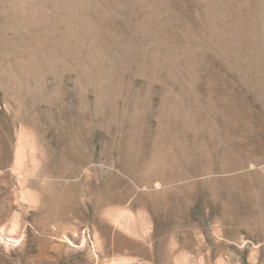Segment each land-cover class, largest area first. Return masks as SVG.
I'll return each mask as SVG.
<instances>
[{
    "label": "rangeland",
    "instance_id": "obj_1",
    "mask_svg": "<svg viewBox=\"0 0 264 264\" xmlns=\"http://www.w3.org/2000/svg\"><path fill=\"white\" fill-rule=\"evenodd\" d=\"M97 1L0 38V264H264V0Z\"/></svg>",
    "mask_w": 264,
    "mask_h": 264
},
{
    "label": "bare ground",
    "instance_id": "obj_2",
    "mask_svg": "<svg viewBox=\"0 0 264 264\" xmlns=\"http://www.w3.org/2000/svg\"><path fill=\"white\" fill-rule=\"evenodd\" d=\"M123 1V0H122ZM160 1V0H159ZM244 1V0H243ZM262 2V1H261ZM264 2V1H263ZM118 2H116V5H117ZM138 3H140L141 5L143 6H147L151 3H153V0H140ZM154 3H156L154 1ZM158 3V2H157ZM111 4V3H110ZM123 4V3H122ZM136 4V3H135ZM134 4V5H135ZM262 4V3H261ZM104 5V4H103ZM118 5H120L118 3ZM140 5V6H141ZM153 4L149 5L152 6ZM162 5V4H161ZM105 6V5H104ZM109 6V5H108ZM111 6V5H110ZM109 6V7H110ZM113 6V4H112ZM121 6V5H120ZM139 6V4H138ZM142 6V7H143ZM264 6V5H262ZM108 7V8H109ZM117 7V6H115ZM122 7V6H121ZM133 7V6H131ZM136 7V6H135ZM106 8L105 11L108 9ZM130 8V7H129ZM128 8V9H129ZM153 8V7H151ZM161 8V7H159ZM118 8H116L115 10H117ZM144 9V8H143ZM154 9V8H153ZM114 10V9H113ZM114 10V11H115ZM119 10V9H118ZM122 10V9H121ZM150 10V9H149ZM156 10V9H154ZM104 11V8L102 7V5L100 4V2H98L97 0H0V18L1 21H0V38L1 36L4 34L5 30L6 29H9V30H14L15 32L19 33L20 31L25 33L26 35L28 36H32L33 34L36 35V39L35 36L33 37V40L32 42H27L28 45L27 46V49L31 50L32 52V49L35 48V47H40V49L42 47H44V45L42 46L40 40H46L47 38H49V36H58V34H60V38H56L57 40H55L59 45L62 44V43H65L66 41H69L70 39L69 38H77V37H80V36H84L85 34L82 33V31H86L87 29V26L86 23H87V18L90 16V14L93 12L97 14L99 12H102ZM104 11V13H105ZM139 11V10H138ZM152 11V10H151ZM228 11V9H227ZM108 12V11H107ZM103 13V14H104ZM113 13V11H112ZM111 13V14H112ZM116 13V11L114 12ZM127 13V12H126ZM134 13V12H133ZM132 13V14H133ZM153 13V12H152ZM102 14V15H103ZM107 14V13H105ZM117 14V13H116ZM131 14V15H132ZM148 15L150 13H147ZM137 15V14H136ZM142 15V14H141ZM140 15V16H141ZM122 16V15H121ZM150 16V15H149ZM148 16V18H149ZM225 16V15H224ZM232 16V15H231ZM229 16V17H231ZM132 17V16H131ZM96 18V17H94ZM130 18V17H129ZM134 18V17H133ZM146 18L143 17V19ZM147 18V19H148ZM232 18V17H231ZM91 19V18H90ZM142 19V18H141ZM92 20H97V19H92ZM135 20V19H134ZM149 21V20H148ZM92 22V21H91ZM94 22V21H93ZM98 22V21H97ZM111 22V21H110ZM116 22V21H115ZM119 22V21H118ZM141 22V21H140ZM143 22V21H142ZM113 22H111L112 24ZM94 24V23H93ZM129 24V23H128ZM139 24V22H138ZM146 24H147V21H146ZM103 25V24H102ZM122 25V24H121ZM124 26V25H123ZM128 26V25H126ZM140 26V25H139ZM130 27H134V26H130ZM145 23L143 22L142 23V30L143 28L145 29ZM162 27V26H161ZM108 28V27H107ZM119 28V27H118ZM121 28V27H120ZM123 28V27H122ZM147 28V27H146ZM159 28V27H158ZM110 29V28H108ZM107 29V31H108ZM132 29V28H130ZM138 29V27H137ZM140 29V28H139ZM122 30V29H121ZM114 31V29L112 30ZM165 31V30H164ZM232 31V30H231ZM8 32V30H7ZM20 32V33H21ZM110 32V31H108ZM119 32V30H118ZM117 32V33H118ZM124 32V31H123ZM11 33V31H10ZM126 33V32H125ZM136 33V32H135ZM138 33V32H137ZM25 34H24V37H25ZM112 34V33H111ZM114 34V33H113ZM91 35V34H90ZM108 35V34H107ZM110 35V34H109ZM121 35V34H120ZM125 35V34H123ZM128 34H126L127 36ZM30 36V37H31ZM63 36H65L64 38H62ZM130 36V34H129ZM133 36V35H132ZM18 37V36H17ZM47 37V38H46ZM117 37V36H116ZM6 38V37H5ZM13 38V37H12ZM26 38V37H25ZM62 38V40H61ZM67 38V39H66ZM95 38V37H94ZM111 38V37H110ZM113 38V37H112ZM128 38V37H126ZM107 39V38H106ZM23 40V39H22ZM27 40V39H26ZM28 40H30L28 38ZM54 40V39H53ZM113 40V39H112ZM135 40V39H134ZM47 41V40H46ZM50 41V40H48ZM77 41V40H76ZM119 41V40H118ZM123 41V40H122ZM125 41V40H124ZM161 41V40H160ZM51 42V41H50ZM47 43V42H45ZM93 43V42H92ZM109 43V42H108ZM112 43V42H111ZM114 43V42H113ZM123 43V42H122ZM97 44V43H96ZM105 44V43H104ZM115 44V43H114ZM120 44V43H119ZM135 44V43H134ZM171 44V43H170ZM83 45V44H82ZM159 45V43H158ZM90 46V45H89ZM104 46V45H103ZM126 46V45H125ZM56 47V46H55ZM54 47V48H55ZM72 47V46H71ZM75 47V46H74ZM72 47V48H74ZM79 47V46H78ZM106 47V46H105ZM108 47V46H107ZM114 47V46H113ZM119 47V46H118ZM110 48V47H109ZM123 48H126V47H123ZM46 49V48H45ZM100 49V48H99ZM122 49V48H121ZM131 49V48H130ZM238 50V49H237ZM33 51H35L33 49ZM37 51H38V48H37ZM50 51V49H49ZM62 51V50H61ZM81 51V50H80ZM93 51V50H92ZM142 51V50H141ZM39 52V51H38ZM97 52V51H96ZM109 52V51H108ZM131 52V51H130ZM95 53V52H94ZM98 53V52H97ZM96 53V54H97ZM113 53V52H112ZM37 54V53H36ZM44 52H42L41 55H43ZM49 54V53H48ZM77 54V53H76ZM82 54V53H81ZM89 54V53H88ZM115 54V53H114ZM124 54V53H123ZM238 54V53H237ZM56 55V54H55ZM74 55V54H73ZM79 55V53H78ZM84 55V54H83ZM95 55V54H94ZM53 56H54V53L52 56V59H53ZM131 56V55H129ZM142 56V55H141ZM14 57V56H13ZM28 57V56H27ZM34 57V56H33ZM44 57V56H43ZM112 57V56H111ZM74 58V57H73ZM129 58V57H128ZM244 58V57H243ZM41 59V57L39 58ZM38 59V60H39ZM51 59V58H49ZM119 59V58H117ZM123 59V58H122ZM37 60V62H38ZM80 60H82V58L80 57ZM96 60V59H95ZM236 60V59H235ZM29 61V60H28ZM55 61V60H54ZM85 61V60H84ZM97 61V60H96ZM120 61V60H119ZM123 61V60H122ZM126 61V60H125ZM31 62V61H30ZM86 62V61H85ZM89 62V61H88ZM109 62V61H107ZM36 63V62H35ZM51 63V61H50ZM54 63V62H53ZM79 63V62H78ZM27 64V63H26ZM25 64V65H26ZM38 64V63H36ZM41 64V62H40ZM86 64V63H85ZM118 64V63H117ZM135 64V63H134ZM137 64V63H136ZM35 65V64H34ZM90 65V64H89ZM113 65V64H112ZM127 65V64H126ZM130 65V64H129ZM139 65V64H138ZM30 66V65H29ZM46 66V65H45ZM85 66V65H84ZM108 66V65H107ZM37 67V66H36ZM111 67V66H109ZM108 67V68H109ZM23 69V68H22ZM38 69V67L36 68ZM35 69V70H36ZM40 69V68H39ZM28 72V71H27ZM33 72V71H32ZM35 72V71H34ZM91 73V72H90ZM112 73V71H111ZM25 74V73H24ZM27 74V73H26ZM34 74V73H33ZM95 74V72H94ZM94 74L92 77H94ZM102 74V73H101ZM113 74V73H112ZM37 75V74H36ZM39 75V74H38ZM114 75V74H113ZM31 77V76H30ZM44 77V76H43ZM38 79V78H37ZM34 80V79H33ZM36 80V79H35ZM47 78L45 79V82H46ZM92 80V79H91ZM79 81V80H78ZM30 82V81H29ZM45 85V84H43ZM35 86V84H34ZM39 86V85H38ZM94 86V85H93ZM37 87V85H36ZM44 88V87H43ZM32 89V88H31ZM37 89H39L37 87ZM34 90V89H33ZM36 91V90H34ZM41 91V90H40ZM29 92V91H28ZM27 93V92H26ZM96 94V93H95ZM40 96V95H39ZM47 96V95H46ZM41 97V96H40ZM39 97V98H40ZM97 97H99L97 95ZM43 98V97H42ZM100 98V97H99ZM99 99H97L98 101ZM89 101V100H88ZM103 102V101H101ZM100 102V103H101ZM167 132V131H166ZM125 133V132H124ZM169 133V132H167ZM163 135V134H162ZM130 137V136H129ZM161 137V136H160ZM165 137V136H164ZM125 138V137H123ZM165 138H163L164 140ZM156 140V139H155ZM168 140V139H167ZM160 141V140H159ZM125 142V140H124ZM132 142V141H131ZM162 142V141H161ZM173 142V141H172ZM158 143V142H156ZM160 143V142H159ZM163 143V142H162ZM166 144V143H164ZM118 145V144H117ZM121 145V144H120ZM127 146V145H125ZM163 146V144H162ZM167 146V145H165ZM171 146V144H170ZM181 146V145H180ZM172 147V146H171ZM166 148V147H165ZM169 148V147H168ZM124 149V148H123ZM145 149V148H144ZM168 150V149H167ZM122 151V150H121ZM129 151V150H128ZM165 151V150H164ZM169 151V150H168ZM187 151V150H186ZM127 152V151H126ZM170 152V151H169ZM125 153V152H124ZM128 153V152H127ZM157 153V152H155ZM161 153V152H160ZM159 153V154H160ZM132 154V153H131ZM162 154V153H161ZM160 154V155H161ZM126 156V155H124ZM153 156V155H152ZM162 156V155H161ZM164 156V155H163ZM168 156V155H167ZM164 158V157H163ZM131 159V158H130ZM165 159V158H164ZM168 161V160H167ZM185 161V160H184ZM121 162V161H120ZM164 163V162H163ZM180 163V162H179ZM135 166V165H134ZM163 166V165H162ZM178 167V166H177ZM159 168V167H158ZM167 168V167H166ZM160 169V168H159ZM159 169L158 172H159ZM134 170V169H133ZM151 170V169H150ZM135 171V170H134ZM133 171V172H134ZM168 172V171H167ZM116 174V173H115ZM157 174V173H155ZM163 174V173H162ZM114 175V174H113ZM124 175V174H123ZM154 175V174H153ZM161 175V174H159ZM112 176V175H111ZM118 176L115 175V177ZM121 176V175H120ZM118 176V177H120ZM116 177V178H118ZM154 177V176H153ZM112 178V177H111ZM116 178H113L114 180ZM123 178V177H122ZM121 179V178H120ZM165 179V178H164ZM118 180V179H116ZM125 180V179H124ZM123 180V181H124ZM154 180V179H153ZM163 180V179H162ZM112 183V182H111ZM120 183V182H119ZM127 183V182H126ZM126 183H123V184H126ZM113 184V183H112ZM130 184V183H129ZM117 185V181L116 183L113 184V186ZM127 185V184H126ZM124 185V186H126ZM120 186V185H119ZM123 186V185H122ZM161 186V183L160 181L156 182V187H160ZM164 187V186H163ZM126 189V188H125ZM146 189V188H145ZM146 195V194H145Z\"/></svg>",
    "mask_w": 264,
    "mask_h": 264
},
{
    "label": "crops",
    "instance_id": "obj_3",
    "mask_svg": "<svg viewBox=\"0 0 264 264\" xmlns=\"http://www.w3.org/2000/svg\"><path fill=\"white\" fill-rule=\"evenodd\" d=\"M61 195H64V193H61L60 196H61ZM100 196L103 197V193H100Z\"/></svg>",
    "mask_w": 264,
    "mask_h": 264
}]
</instances>
